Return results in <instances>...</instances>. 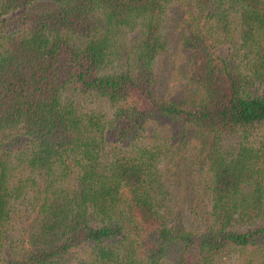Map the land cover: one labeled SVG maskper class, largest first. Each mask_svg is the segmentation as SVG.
<instances>
[{
    "label": "trees",
    "instance_id": "trees-1",
    "mask_svg": "<svg viewBox=\"0 0 264 264\" xmlns=\"http://www.w3.org/2000/svg\"><path fill=\"white\" fill-rule=\"evenodd\" d=\"M0 264H264V0H0Z\"/></svg>",
    "mask_w": 264,
    "mask_h": 264
},
{
    "label": "rangeland",
    "instance_id": "rangeland-1",
    "mask_svg": "<svg viewBox=\"0 0 264 264\" xmlns=\"http://www.w3.org/2000/svg\"><path fill=\"white\" fill-rule=\"evenodd\" d=\"M168 16L175 17L178 23L180 24L182 19L181 12L180 14L176 12L174 15L168 13ZM167 43H166V51L164 52L163 59H161L160 67V75L158 77L157 87L159 90L163 92V94H169L171 98L179 99L180 96L184 94V88H182V84L178 81V73L174 70V65L171 64V59H174L175 56H178V67L183 68L185 65L184 59L181 60V53H179L180 49L178 47V29H174L172 32L168 33ZM175 53V54H174ZM168 128L174 132V128L168 124H166Z\"/></svg>",
    "mask_w": 264,
    "mask_h": 264
}]
</instances>
